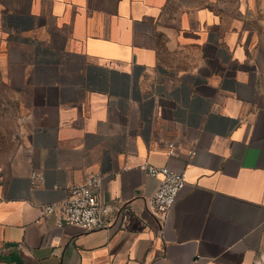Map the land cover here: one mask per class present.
<instances>
[{
  "label": "crops",
  "instance_id": "crops-1",
  "mask_svg": "<svg viewBox=\"0 0 264 264\" xmlns=\"http://www.w3.org/2000/svg\"><path fill=\"white\" fill-rule=\"evenodd\" d=\"M0 87V264H264V0H0ZM146 165L185 174L162 222ZM99 173L111 225L38 220Z\"/></svg>",
  "mask_w": 264,
  "mask_h": 264
},
{
  "label": "built area",
  "instance_id": "built-area-1",
  "mask_svg": "<svg viewBox=\"0 0 264 264\" xmlns=\"http://www.w3.org/2000/svg\"><path fill=\"white\" fill-rule=\"evenodd\" d=\"M169 155H177L175 145L170 143ZM192 154V152H191ZM148 176L159 180L151 200L149 211L161 222L176 204L180 192L186 184L185 174H177L165 166L146 165ZM111 174H92L67 190V198L62 203L43 206L39 209L38 220L55 215V226L60 229L79 228L94 231L107 227L115 221L114 209L101 199L100 189L111 178ZM44 182L43 174H31L32 188H39Z\"/></svg>",
  "mask_w": 264,
  "mask_h": 264
},
{
  "label": "rangeland",
  "instance_id": "rangeland-1",
  "mask_svg": "<svg viewBox=\"0 0 264 264\" xmlns=\"http://www.w3.org/2000/svg\"><path fill=\"white\" fill-rule=\"evenodd\" d=\"M27 109L28 102L0 87V176L12 171L10 162L20 152L18 137L28 120Z\"/></svg>",
  "mask_w": 264,
  "mask_h": 264
}]
</instances>
